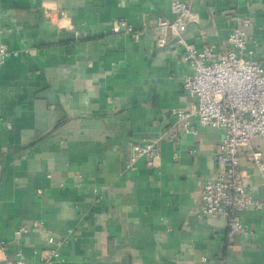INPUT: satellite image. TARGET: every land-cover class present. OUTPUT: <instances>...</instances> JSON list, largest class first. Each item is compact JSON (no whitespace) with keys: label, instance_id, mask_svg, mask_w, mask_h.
<instances>
[{"label":"crops","instance_id":"obj_1","mask_svg":"<svg viewBox=\"0 0 264 264\" xmlns=\"http://www.w3.org/2000/svg\"><path fill=\"white\" fill-rule=\"evenodd\" d=\"M173 2L191 6L184 40L216 56L229 19L247 17V46L264 64V0H0V46L18 53L0 65V264L18 251L37 264L52 250V264H264V175L248 156L240 170L260 204L239 214L250 236L229 238L223 220L195 215L220 130L162 138L156 172L143 159L125 169L129 143L160 138L171 109L192 108L182 48L155 47V21L174 20ZM117 20L137 40L111 34ZM251 145L264 161V139ZM35 221L45 232L13 240Z\"/></svg>","mask_w":264,"mask_h":264},{"label":"built area","instance_id":"obj_2","mask_svg":"<svg viewBox=\"0 0 264 264\" xmlns=\"http://www.w3.org/2000/svg\"><path fill=\"white\" fill-rule=\"evenodd\" d=\"M170 8L175 17L173 21L162 18L155 21V47L163 48L169 39H173L182 48V60L187 64L189 73L181 80V87L191 101L192 108L171 109L170 116L174 122L162 132L160 138L142 146L129 143L130 156L125 169L134 171L136 162L143 159L145 166L156 172L159 168V144L162 138L174 139L177 132L194 136L197 128L220 130L222 139L213 154L214 175L201 186L195 215L199 219L223 220L229 238H248L250 232L239 214L250 208L259 209L260 204L249 183L250 176L240 170V158L248 156L258 172L264 175L261 153L253 150L251 145L255 139H264V64L255 59L253 50L247 46L244 30L250 21L245 16L229 19L233 28L226 38L223 53L216 56L209 46H203L198 51L194 44L184 40L193 19L190 4L173 2ZM47 18L50 20V15ZM74 34L76 40L81 38L77 31ZM111 34L131 35L135 40L138 38V33L124 20L114 23ZM17 55V52L0 46V65ZM173 158L176 159L177 155L174 154ZM75 186L78 188L80 184ZM92 191L95 202H100L102 196L99 188L92 187ZM29 229L45 232L44 224L35 221L30 228L19 226L15 229L13 240L17 242ZM72 233V230H68V236ZM46 240L49 244L58 245L66 242V238L55 241L49 234ZM4 245V242H0V251ZM58 257V250H52L42 254L37 264H52ZM3 264L28 263L18 251L14 261Z\"/></svg>","mask_w":264,"mask_h":264}]
</instances>
